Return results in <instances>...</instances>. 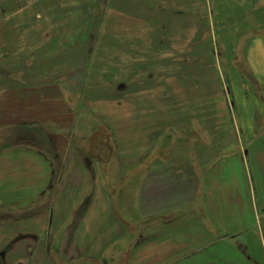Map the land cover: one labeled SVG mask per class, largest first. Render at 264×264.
<instances>
[{
    "label": "crops",
    "instance_id": "1",
    "mask_svg": "<svg viewBox=\"0 0 264 264\" xmlns=\"http://www.w3.org/2000/svg\"><path fill=\"white\" fill-rule=\"evenodd\" d=\"M27 1L0 0V126H4L0 133V264H54L48 250L57 234H61L60 260L72 262L101 254L117 260L119 251L111 252V248L121 246L124 226L118 219L123 210L112 196L124 203L126 191L136 196L141 214L151 218L138 229L136 262L171 263L178 247L184 249L178 257L191 255L192 248L205 243L207 223L204 219L198 222L193 215L195 223L187 225L177 217L176 193L183 197L189 193L206 195V187L187 193L195 175L186 169L185 158L175 156L169 141L174 128H184L191 119L205 120L209 115L202 106L177 115L176 105L214 102L222 108L228 96L226 84L216 72L210 71L208 80L205 65L178 62L177 58L206 53L199 47L188 49L191 40L206 36L209 0H152L149 20L127 9L137 6L141 12L147 0H110L102 34L108 46L116 40L121 55L134 51L165 61L143 62L140 72L126 75L117 85L116 95L105 91L98 98L90 90L93 64L86 90L78 96L81 104L77 112L71 114L59 105L52 115L40 106L61 104L63 95L39 101L40 93L34 92L63 77V71L67 75L85 67L86 62L79 65L78 12L70 8L63 23L62 0ZM211 1L218 16L233 12L246 23L253 8H264V0ZM65 24L68 29L63 30ZM61 39L68 40L66 50ZM246 39L241 49L264 102V38L254 37L258 41L252 44L251 38ZM119 70L132 71L127 64ZM243 80L235 83L239 96L234 99L245 109L251 91ZM33 95L38 99L25 100ZM18 105L24 109L21 122L15 121ZM245 110L242 119H249V110ZM95 116L108 126L113 123L107 134L116 140L117 148L121 145L119 157L114 158L113 144L105 137L97 144L101 159L95 155L91 140L100 128L88 120ZM26 125L35 126L33 136L37 139ZM178 204L183 211L203 207L196 201L189 205L191 201L185 199ZM210 217L216 225L213 211ZM176 219L185 223L178 235L172 227Z\"/></svg>",
    "mask_w": 264,
    "mask_h": 264
},
{
    "label": "rangeland",
    "instance_id": "2",
    "mask_svg": "<svg viewBox=\"0 0 264 264\" xmlns=\"http://www.w3.org/2000/svg\"><path fill=\"white\" fill-rule=\"evenodd\" d=\"M32 1L28 0L27 2L32 4ZM62 1L63 23L66 22L67 16L65 14L70 15V8L76 9L78 12L76 20L78 21L79 32L77 47L79 65L82 66L84 62L86 65L78 72L67 75H65L66 71H63L61 72L64 74L63 77L48 81L46 85L37 88L34 93H40L39 101H42L44 97L48 99L55 95L60 98L63 95V97L61 104L48 102L46 105L36 106V109L40 106L43 111L50 110V115H52L51 113H57L56 108L58 109V106L62 105L61 108L67 107L69 113H76L79 109L77 105L81 104L78 96L81 97L83 90H86V79L93 64L95 69L92 71L93 81L90 83V90L94 92V97L98 98L103 96L105 91H109L110 96L116 95L117 85L122 82L126 75L134 76L140 72L139 70L145 64L143 62L165 61L164 59H154L149 54L142 55L134 51H128L121 55L119 44L114 43L116 40L113 42L111 40L108 46V40H104L102 34L105 28L103 20L108 14L110 5L108 2L110 0ZM152 2V0L143 2L140 7L141 12L137 6H127V9L132 13H140L149 20ZM207 12L206 36L191 40L192 43L188 49L191 51L199 47L203 53L204 51L206 53L196 56L189 54L177 58H179L178 62L189 60L192 64L202 63L205 65L208 70L206 74L208 80L211 77L210 71L216 72L217 76H220L226 84L228 96L224 98L225 102L222 104V108H220L219 103L214 102H210V104L176 105L174 111L177 115L183 116V111H191L200 106L205 108L209 115H206L205 120L191 119L184 128H174L169 141V144L174 148L175 156L180 159L185 158L187 160L186 169L190 174L195 175L193 184L188 187L187 193L198 189L200 186L206 187V195L205 193L204 195L189 193L183 197L182 193H176L177 205L175 208L179 215L177 217L185 220L187 225L195 223L190 217L193 215L194 217L197 216L198 222L202 219L206 220V240L197 249L192 248L195 250L191 249L192 253L189 256L178 257V254L182 253L184 249L176 248V260L165 264H264V102H262L257 91L255 76L254 79H251L252 72L246 66L245 55L241 49L247 41L246 38H251V44L255 41L254 37L264 38V8H253L249 17L250 21L247 23L243 22L245 18L242 21L238 20L240 17L234 16L233 12L218 16L214 1H208ZM72 14L74 15L73 11ZM62 26L63 30L68 29L65 27L66 24ZM61 41L63 43L61 46L66 50L65 45L68 40L61 39ZM256 41L258 40L256 39ZM132 45L134 47V44ZM256 57H260L258 53H256ZM206 58L207 62H205ZM125 64L132 71H120V66ZM242 79H244L243 81L247 80V84L250 85L251 93L248 94L250 100L247 108L245 105V109L249 110V119H242L243 114H246L247 111L243 108L242 103H238V105L234 99L236 98L235 95L239 96L235 91V83ZM58 97L56 99H59ZM37 99L34 95L32 98H25L29 103L30 100L33 102ZM19 106H16V122L23 121L19 117L24 113V109ZM80 112L83 115L84 110L80 109ZM88 120L95 127L100 128V132L91 140V144L93 143L95 148V155L99 154L97 148L99 140L102 141V138L105 137L107 138L106 142L110 145L113 144L114 158L119 157L121 145L117 148L116 140L107 134V129L113 127V123L109 124V127L102 118L96 116ZM0 123H2L1 120ZM3 127V125L0 126V133L3 132ZM26 127L31 128L30 134L32 136L36 135L34 134L35 130H33L35 126L26 125ZM23 132L22 130V134H24ZM61 141L63 142V140ZM160 142H162V138H160ZM165 143L168 142L165 141ZM98 159H101L99 155ZM129 172L130 167L127 168V173ZM206 178L208 181H205ZM126 196L128 198L124 203L123 200H118L117 196H112L115 205L118 206L119 204L123 210L121 218L118 219L124 226V236L119 241L121 246L110 250L111 252L119 251L117 260L108 257L109 254H101L94 258H81L72 262L60 260L57 253L61 234H57L55 244L48 250L54 264H151L136 262L135 245L140 233L138 229L141 224L151 218L141 214L142 209L137 208L138 200L134 194L129 196L128 191H126ZM182 199L191 201L189 205H193L195 201L199 202L203 207L200 211H194L192 207H186L183 211V206L179 207L180 204H178V202L182 203ZM212 211L216 214V225L212 224L210 217ZM181 219L180 221L176 219L172 223L177 235V231L185 226ZM187 219L190 221H186Z\"/></svg>",
    "mask_w": 264,
    "mask_h": 264
}]
</instances>
